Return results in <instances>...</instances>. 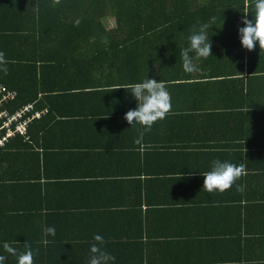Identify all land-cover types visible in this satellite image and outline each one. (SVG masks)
Listing matches in <instances>:
<instances>
[{
	"label": "trees",
	"instance_id": "16d2710c",
	"mask_svg": "<svg viewBox=\"0 0 264 264\" xmlns=\"http://www.w3.org/2000/svg\"><path fill=\"white\" fill-rule=\"evenodd\" d=\"M51 4L52 0H0V51L8 62L7 72L0 71V84L16 93L6 106L10 111L27 104H34L36 110L47 109L44 116L30 124L29 140L18 136L0 148V254L5 255V264H17L15 256L3 251L5 242L18 253L25 251L24 243L31 244L34 264H73L75 258L90 252L91 238L87 236L92 232L73 228L88 223V210L98 215V223L116 220L120 214L132 218L138 212L144 223L142 236L149 237V212L165 214L173 206L202 204L192 198L171 200L154 193L167 189L171 176L174 180L184 179L185 172H198L201 163L197 160L203 158L205 162L224 154L211 149L214 143H225L210 138L211 133L223 131L218 118L228 115L224 114L232 107L237 111L236 103L244 104L239 97H244L247 79L257 72L253 59L260 58V54L243 48L239 38V28L245 26V0H60L55 7ZM247 10L248 14L254 10L253 0H248ZM205 23L210 25L207 34L212 56L195 61L199 70L188 74L183 70L180 52L189 47L193 31ZM147 78L163 80L171 102L169 113L156 122L159 131L166 127L167 132L162 133L164 137L158 139L153 152L159 150L173 158L186 153L190 166L163 172L142 168L137 171L138 177L130 176V171L113 177L118 176L116 172L111 174L98 162V171L62 174L59 182L63 184L53 202L40 181L43 174L48 178L41 162L49 151L40 140L49 128L47 117L52 114L53 99L115 90L121 94L123 106L118 113L124 115L136 109L138 101L119 87ZM238 108L244 111V107ZM204 123L207 126L203 127ZM152 128L145 131L141 127L146 135ZM172 131H176L174 135L183 132L192 137L184 146L181 138L187 137L178 133L183 136L172 142ZM226 143L220 145L236 150L235 143ZM145 150L144 154H151L153 148ZM250 153L253 158L264 157V151ZM71 183H79L81 196H90L84 200L93 197L95 203L70 199L77 189ZM242 183L236 181L233 186ZM124 186L132 189L131 199L109 195ZM133 218L127 238L135 228ZM49 226L56 229L54 237H45L44 229ZM112 254L124 257L121 249Z\"/></svg>",
	"mask_w": 264,
	"mask_h": 264
},
{
	"label": "crops",
	"instance_id": "0c3cea01",
	"mask_svg": "<svg viewBox=\"0 0 264 264\" xmlns=\"http://www.w3.org/2000/svg\"><path fill=\"white\" fill-rule=\"evenodd\" d=\"M205 1L198 0L199 3ZM253 14L254 10L247 18L253 19ZM221 21L225 22V19L221 18ZM253 51L260 54V58L253 59V63L258 65L257 72L252 79H247L244 97H239L244 100V104L236 103L237 111L232 107L231 111L224 114L228 115L218 118L217 124H220L223 131L214 130L210 136L217 140L222 139L225 143L230 141L237 146L232 152L231 149L220 145L225 143H214V146L210 143L211 149L224 152L217 158L220 161L237 165L243 163L246 166V174L237 180L243 182L241 185L244 190L237 191V187L232 186L223 193L217 191L210 194L202 191L205 179L202 173L212 168V161L217 159H206L203 162L201 158L197 160L201 163L197 165L200 169L198 172H194V175L185 172L182 174L184 179L174 180L171 176V185L165 190H156L158 194L154 193V196H166L171 200L192 198L202 204L173 206L167 209L165 214L149 212V237L142 236L144 223L142 215L138 212L132 215L135 228L127 238L131 215L122 217L120 214L116 220L108 219V223H98V215L94 210H88V223L75 225L73 228L79 232H92L91 236H87L91 238L88 246L95 243L94 234H99L105 241L104 250L110 255L114 256L112 253L121 249L124 257L115 255L111 264H264V157L262 155L253 158L250 153L264 151V52H261L258 43ZM235 89L233 87V90ZM120 95L115 90H106L53 99L54 108L52 107V114L47 117L49 128L40 140V144L49 151L41 162L48 178L43 174L40 181L50 193L49 198L53 202L59 194V186L63 184L59 182L60 178L64 177L62 174L98 171V162L111 174L116 172L118 176L113 177H122L125 171H130V176L138 177L137 171L142 168H154L163 172L183 170L190 166L186 153L181 157L177 156V159L162 154L159 150L157 153L153 152L159 145L158 139H163L162 133H166L167 128H161L159 131L156 123L152 132L146 135L141 125L132 127L124 119L125 114L118 113L123 107ZM238 107H244V111H240ZM205 126L207 124L204 123L203 127ZM140 132H144V136L138 147L134 141ZM173 132L176 131L171 132L173 139L170 141L177 142L179 140L173 141L175 137L185 135L187 139L181 138L184 146L188 144V137H192V134L177 132L174 135ZM147 147L153 148L151 154H144ZM133 150L137 153H133ZM65 164L67 168L63 166ZM166 176L161 175L162 178ZM76 178L73 180L79 179ZM32 180L35 182V179ZM71 184L77 189L70 199L78 203L79 200H84V197H90L81 196L79 183ZM135 190L137 191V188ZM109 195L125 201L133 197L132 189L125 186L120 190L110 191ZM99 200L102 201L103 198ZM83 202L94 204L95 200L92 197ZM93 226L94 232L91 231ZM126 242L129 243L126 245ZM89 256L90 252H85L75 258L73 264H88Z\"/></svg>",
	"mask_w": 264,
	"mask_h": 264
},
{
	"label": "clouds",
	"instance_id": "9594fccd",
	"mask_svg": "<svg viewBox=\"0 0 264 264\" xmlns=\"http://www.w3.org/2000/svg\"><path fill=\"white\" fill-rule=\"evenodd\" d=\"M60 4V0H52L50 6L55 7ZM248 0H245V18L242 20L244 27L239 28V35L242 47L252 51L257 43L261 52H264V0H253L254 14L253 19H248ZM215 18H213L214 22ZM77 25L79 21L76 22ZM210 25L202 24L198 31H193L189 37V47L181 50L182 67L184 72L192 74L199 69L195 61L207 59L212 56V42L209 39L207 30ZM194 53V55H191ZM7 60L5 53L0 51V71L7 72ZM119 88H124L131 92L138 101V107L129 110L124 119L134 127L136 124L141 125L145 131H150L152 126L159 120L166 117L171 109L170 94L163 80L147 78L143 82L130 83ZM117 88V89H119ZM144 132H140L134 143L139 145L143 140ZM246 174V166L243 163L239 165L220 161L219 159L212 162L210 171L202 173L205 177L202 191L208 193H223L229 190L242 175ZM242 185H237V191H243ZM191 202V201H190ZM178 203V202H177ZM189 203V202H188ZM45 237L48 235L55 236V227L49 226L44 229ZM93 243L90 247V256L88 264H111L115 257L104 250V238L99 234H94ZM47 239L44 243H47ZM25 251L19 252L8 242L3 244V251L11 256H15L17 264H34V252L31 244L24 243ZM38 253V250H37ZM5 255L0 254V264H5Z\"/></svg>",
	"mask_w": 264,
	"mask_h": 264
},
{
	"label": "built area",
	"instance_id": "2783aa9c",
	"mask_svg": "<svg viewBox=\"0 0 264 264\" xmlns=\"http://www.w3.org/2000/svg\"><path fill=\"white\" fill-rule=\"evenodd\" d=\"M15 97V91L0 84V148L5 147L18 136L29 140L30 124L47 113V109L36 110L34 104H27L10 111L6 104Z\"/></svg>",
	"mask_w": 264,
	"mask_h": 264
}]
</instances>
